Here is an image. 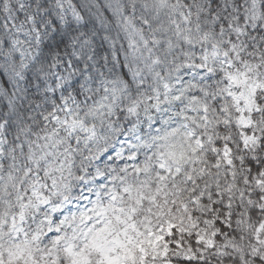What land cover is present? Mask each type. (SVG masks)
<instances>
[{
    "label": "snow or ice",
    "instance_id": "1",
    "mask_svg": "<svg viewBox=\"0 0 264 264\" xmlns=\"http://www.w3.org/2000/svg\"><path fill=\"white\" fill-rule=\"evenodd\" d=\"M0 264H264V0H0Z\"/></svg>",
    "mask_w": 264,
    "mask_h": 264
}]
</instances>
